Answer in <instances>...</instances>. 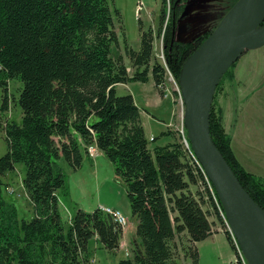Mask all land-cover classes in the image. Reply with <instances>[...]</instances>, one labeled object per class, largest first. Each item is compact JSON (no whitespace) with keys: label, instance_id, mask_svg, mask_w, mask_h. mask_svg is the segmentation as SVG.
Wrapping results in <instances>:
<instances>
[{"label":"trees","instance_id":"obj_1","mask_svg":"<svg viewBox=\"0 0 264 264\" xmlns=\"http://www.w3.org/2000/svg\"><path fill=\"white\" fill-rule=\"evenodd\" d=\"M176 1L169 0L173 17L167 19L166 0L160 12L163 64L155 60V34L144 30L141 20L140 50L124 37V53L134 69L129 76L123 56L111 57L112 47H120L116 21L123 33L122 16L113 15L111 0H0L1 110L8 111L9 84L17 80L22 86L13 102L23 112L20 122H6L3 129L8 151L0 158V264H83L95 236L107 250H118L123 228L112 216L100 209L78 210L66 231L59 212L57 192L65 187L59 160L80 169L83 152L88 154L91 146L115 164L138 221L140 245L135 243L132 259L119 264H177L182 235L189 244L184 257L198 264L197 244L215 233L211 209L225 227L211 196L198 189L203 175L189 163L176 133L167 131L175 141L151 153L141 119L147 110L137 106L133 95H119L116 89L152 78L163 94L167 71L178 82L186 61L212 34L177 41ZM237 63L217 87L210 131L241 185L264 210V179L247 171L236 156L218 103L222 85L235 82ZM18 164L26 168L31 220H19L17 208L3 196V179ZM225 235L234 249L227 229Z\"/></svg>","mask_w":264,"mask_h":264},{"label":"rangeland","instance_id":"obj_2","mask_svg":"<svg viewBox=\"0 0 264 264\" xmlns=\"http://www.w3.org/2000/svg\"><path fill=\"white\" fill-rule=\"evenodd\" d=\"M137 1L111 0L113 15L115 16L116 10L121 13L123 27L122 33L120 23L116 21V29L118 30L122 50L113 46L111 57L117 58L120 54H125L124 37L127 44L133 50H140L139 20H141L144 30H153L156 39V49L154 51L155 60L163 64L164 57L162 56L165 28L163 29L160 23V12L164 0H141L143 9L139 15L137 12ZM235 3L236 0H177L176 6L182 7L179 9L174 5L176 8L174 16L177 25V31L174 35L175 39L181 43H187L207 31L215 30ZM171 7L173 5H170L169 0H166L167 19L173 17L172 10L170 12ZM127 65H130V60ZM174 81L168 79L167 89L174 91L176 101L179 105L178 114L175 115L173 111L168 112L162 109L153 111L152 109L145 108V103L149 96H159L158 91L153 85L152 78L147 83L132 82L126 87H117V93L119 95H133L139 108L147 110L149 113L150 116H145L144 121L147 125V138H155L154 142L149 141L148 148L151 153L154 152L155 148L167 146L175 141L174 136L166 135L169 130L166 126L169 123L175 128V130H171L176 133L177 139L181 144V136L177 133L176 128L181 126L180 115L183 113L184 108L179 100L178 82L175 79ZM261 85L263 86V92L261 93V99L263 101L264 72L260 76ZM21 86L22 83L20 81L10 82L8 111L1 110L2 100L0 98V158L8 151V144L3 131L6 122H20L23 116L22 110L13 102V97L18 96ZM222 86L223 88L218 94V103L225 110V128L226 132L232 137L233 149L246 170L264 179V115L263 118L257 119L258 131L256 134L261 141L263 139V147L253 148V150L249 149L247 147V140L245 139V120L239 106L241 103L237 99L235 102L234 98L235 95L239 96L241 87L240 89L237 88L238 84L236 81L233 83V86L227 82ZM241 95H244L242 90ZM173 115L174 118H177L175 124L173 123ZM92 147L95 150L94 157L97 147ZM89 156L83 152V163L81 168L77 170L72 169L63 158L59 160V166L65 176V187L57 192V196L59 200V212L65 230L67 231L69 229L72 218L78 210L93 213L98 209L101 210V208L118 211L128 220L129 223L123 229V232H126L128 228L133 229L132 224L136 222V219L131 212L125 182L117 175L115 164L103 153L101 155L97 154L95 159ZM25 174V166L18 164L15 170L8 173L3 179V196L8 203L13 204L17 208L18 219L21 221L31 220L34 217L32 203L28 199L24 188ZM197 187L201 191L202 186L200 183ZM192 189L195 191L196 187H192ZM211 212L210 221L215 224L213 230L215 233L218 229L221 232L216 233L217 237L215 240L206 239L197 244L199 253L198 264H237L235 261L237 258L236 252L231 247L225 235L226 229L214 215L212 209ZM218 240H221V243ZM177 245L179 246L176 256L177 264H193L190 257H184V252L188 250L189 246L186 236H180L177 239ZM86 258L91 264H119L122 260L130 259L124 249H120V251L107 250L96 238H92L89 241L86 256L82 258L83 264H87Z\"/></svg>","mask_w":264,"mask_h":264},{"label":"water","instance_id":"obj_3","mask_svg":"<svg viewBox=\"0 0 264 264\" xmlns=\"http://www.w3.org/2000/svg\"><path fill=\"white\" fill-rule=\"evenodd\" d=\"M255 0H238L217 28L182 67L178 87L184 104V124L192 150L221 203L230 233L248 264H264V210L241 185L216 147L210 118L217 87L228 70L249 51L264 47V18L254 30L238 36ZM194 63V75L183 72Z\"/></svg>","mask_w":264,"mask_h":264},{"label":"crops","instance_id":"obj_4","mask_svg":"<svg viewBox=\"0 0 264 264\" xmlns=\"http://www.w3.org/2000/svg\"><path fill=\"white\" fill-rule=\"evenodd\" d=\"M117 12H119V11H117ZM121 47H118L119 50H122ZM155 49H156V39L154 41V51H155ZM120 56H123V58H124V63L128 69L129 76H133L134 69L132 68L131 61H130V65H127V63L129 62L130 59L125 54H120L119 57ZM154 56H155V53H154ZM117 58H113V59L115 60ZM263 72H264V48L244 53L241 56V58L239 59L237 67L235 69V81L238 84L237 88L240 89V87H241V89L239 90V96L235 95L234 98H235V102L238 100L241 103L239 106H240V109L242 110V114H243L244 120H245V139L247 140V147L249 149H252V150H253V148H262L263 147V145H262L263 139L261 141L258 138V136L256 135L257 131H258L257 130V128H258L257 119L263 118V115H264V106H263L264 100L262 101V99H261L262 98L261 93L263 92V86L262 85L260 86V76L262 75ZM153 83H154V81H153ZM153 85H154L155 89L158 91L159 96L158 95L149 96L147 98L146 103H145V108L152 109L153 111L162 109V110L168 111V112L173 111L174 115L178 114L179 105L176 101V96L174 95V91H169L168 89H166L165 92L162 94L158 90V88L156 87L155 83ZM118 86H125L126 87V86H128V84L127 85L120 84ZM117 87H116V89H117ZM234 89H235V86H234ZM241 90H242V93L244 94L243 96L241 95ZM134 100H135V98H134ZM135 103H136V101H135ZM174 115L172 118H173V123L175 124V120L177 118H174ZM145 116L149 117L150 115L148 112L142 111L141 112V119H142L143 127H144L145 133H146V126L147 125L145 124V121H144ZM168 131L174 132L173 130H168ZM232 147H233V145H232ZM97 154L101 155L102 152L97 149L95 156L94 157L89 156V157L92 159H95ZM132 225H133V227H132L133 229L128 228L126 232H123V235L121 236V239L119 242V248L117 250V251H120V249H124L125 252H129L130 253V256H129L130 259L133 258L135 243L140 245V242H141L140 239L137 237L138 221L136 220V222ZM218 230L216 233L221 232ZM216 233H214L207 240H209V239L215 240V238L217 237ZM93 238H96L99 241L97 236H95ZM218 241L221 243V240H218ZM87 264H91L90 261H88V259H87Z\"/></svg>","mask_w":264,"mask_h":264},{"label":"built area","instance_id":"obj_5","mask_svg":"<svg viewBox=\"0 0 264 264\" xmlns=\"http://www.w3.org/2000/svg\"><path fill=\"white\" fill-rule=\"evenodd\" d=\"M142 9H143V6H142V3H141V0H138L137 1V12H138V15L140 14V11H142ZM167 76H168L169 80L174 81L173 76L171 75V73L169 71H167ZM179 93H180V91H179ZM179 100H180V103L182 104V106L184 108V104H183V100H182L181 95L179 96ZM180 117H181V124H180L181 126L176 128V131L179 134V136H181V145L183 147V150H184V152L186 154V157H187L189 163L193 165V167L195 168L196 171L199 170V172H201L202 175H203L204 181L200 182V185L202 186L201 192H204V193L207 192V195L211 196V198L213 200V203H214V205H215V207L217 209L216 211L221 216V218H222V220H223V222L225 224L226 229L230 232V229H229L226 217L224 215V211L222 209L221 203H220V201L218 199V196L216 195L215 190H214L211 182L209 181L207 175L205 174V172H204L200 162L198 161L195 153L193 152L191 144H190V142L188 140L187 131H186L185 124H184V111H183V113H181ZM166 127L169 130H171V129L175 130V128L173 127V125L171 123H169ZM149 141L153 142L154 138L151 137L149 139ZM94 152H95V150H94V148L92 146L88 148V155H90L91 157H93ZM207 199H208V197H206V200ZM101 211L104 212L105 214H108V215L112 216L113 219H114V222L117 223L118 225H120L123 229L129 223L128 220H126L125 217L118 211L111 210V209H106V208H101ZM231 237H232V243L234 245V250H235L236 255H237V258L235 260L236 263L237 264H248L246 259H245V257L243 256V253L241 252V250H240V248H239L234 236L232 234H231ZM126 254H127V256H130L129 252H126Z\"/></svg>","mask_w":264,"mask_h":264},{"label":"bare ground","instance_id":"obj_6","mask_svg":"<svg viewBox=\"0 0 264 264\" xmlns=\"http://www.w3.org/2000/svg\"><path fill=\"white\" fill-rule=\"evenodd\" d=\"M264 18V0H255L252 4L251 11L246 18L242 21L238 33V36H242L247 32H250L258 27L261 20ZM194 75V63H190L186 66L183 72L184 83L188 84Z\"/></svg>","mask_w":264,"mask_h":264}]
</instances>
